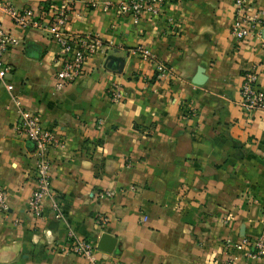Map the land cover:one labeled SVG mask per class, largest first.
Instances as JSON below:
<instances>
[{"label":"crops","instance_id":"1","mask_svg":"<svg viewBox=\"0 0 264 264\" xmlns=\"http://www.w3.org/2000/svg\"><path fill=\"white\" fill-rule=\"evenodd\" d=\"M7 1L43 16L67 1L69 30L99 35L103 47L56 91L59 45L42 28H23L0 13L19 39L3 56L14 90L0 83V187L10 206L0 213V264H89L59 249L68 228L96 245L97 260L125 264H227V239L260 235L264 110H246L240 88L255 66L264 90V22L234 37V0H170L138 23L102 8L120 0ZM246 1L264 11V0ZM141 45L154 62L138 52ZM158 63L169 69L166 77L158 76ZM113 82L124 91L120 102L109 97ZM12 95L63 139L51 152V174L65 220L49 199L43 218L28 209L35 147L14 131ZM104 233L116 239L111 252L98 248ZM234 264L264 259L239 256Z\"/></svg>","mask_w":264,"mask_h":264},{"label":"built area","instance_id":"2","mask_svg":"<svg viewBox=\"0 0 264 264\" xmlns=\"http://www.w3.org/2000/svg\"><path fill=\"white\" fill-rule=\"evenodd\" d=\"M170 0H120L103 3L105 10L112 9L120 15H131L135 23L147 13L159 15ZM91 4L96 5L94 0ZM235 13L231 24V33L234 37L242 39L250 35L255 29L260 28L264 22V11H255L253 5L246 0H234ZM71 7L65 1L62 6L56 7L51 14H36L31 7H19L7 0H0V13L8 20L23 28H42L45 33L59 45V58L61 65L56 74L55 90L63 89L68 82L77 79L84 71L86 62L95 56L103 47V41L99 35L91 33H75L69 30V14ZM19 44V39L7 30L0 20V83L12 93L14 84L10 82L12 67L3 61L4 54L10 47ZM143 58L155 60L151 51L144 46L138 48ZM158 76L163 78L169 74V69L162 63L157 64ZM241 104L248 111L264 110V90L259 83L258 69L252 68L244 71L241 84ZM108 94L113 102H120L124 98L121 84L113 82L108 88ZM13 103L17 111V119L14 131L18 135L26 137L35 147L34 174L36 178L35 188L28 202L30 213L38 218L45 217V200L51 202L54 216L65 220V216L52 188V158L54 149L63 147V139L51 128L46 127L39 115L30 111L21 96L12 95ZM102 124V120H99ZM114 191H106L103 195L112 196ZM9 198L6 190L0 187V213L6 215L9 212ZM147 217H144L146 220ZM227 217L225 221L227 222ZM18 222V220L16 221ZM100 224L104 223L99 218ZM67 241L59 246L64 253L79 255L89 264H125L118 258L109 260H97L94 255L96 245L89 240L79 237L72 229L67 230ZM225 248L230 252L227 264H234L241 256L251 260L264 259V230L255 239L243 237L238 241L227 239Z\"/></svg>","mask_w":264,"mask_h":264},{"label":"water","instance_id":"3","mask_svg":"<svg viewBox=\"0 0 264 264\" xmlns=\"http://www.w3.org/2000/svg\"><path fill=\"white\" fill-rule=\"evenodd\" d=\"M203 80L204 78L202 77V75L198 74L194 81L196 84H202ZM115 243H116V239L114 237H112L107 233H104L100 238V241L98 243V248L111 252L115 247Z\"/></svg>","mask_w":264,"mask_h":264}]
</instances>
